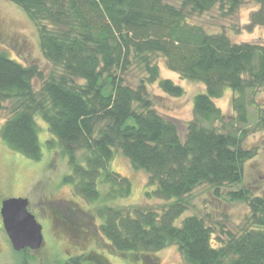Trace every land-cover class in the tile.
<instances>
[{
    "label": "trees",
    "instance_id": "1",
    "mask_svg": "<svg viewBox=\"0 0 264 264\" xmlns=\"http://www.w3.org/2000/svg\"><path fill=\"white\" fill-rule=\"evenodd\" d=\"M8 1L33 22L43 58L61 69L44 79L36 64L0 52V138L8 149L41 158L39 117L52 137L47 143L67 157L70 173L63 182L87 202L131 193L129 178L109 168L116 151L146 173L147 197L179 200L203 185L217 196L220 187L243 180L244 165L256 151L243 147L246 132L240 125L257 105L255 91L264 88V45L234 42L187 21L215 6L232 14L240 0H181L178 6L165 0ZM253 1L257 9L247 27L264 28V0ZM154 56L181 78L204 85L193 97V118L183 138L176 123L146 98V85L155 82L170 96L184 92L159 78ZM133 65L146 73L137 87L122 78ZM34 79L41 81L38 89ZM225 89L232 91L234 115L227 125L214 103ZM226 196L244 202L249 215L236 232L220 227L215 243V227L202 216L184 215L178 201L160 210L105 205L96 213L97 230L131 264L149 263L150 255L170 244L185 264H264V193L252 195L242 187ZM29 251H14L21 264L31 258ZM94 260L86 253L67 254L53 264H103Z\"/></svg>",
    "mask_w": 264,
    "mask_h": 264
},
{
    "label": "rangeland",
    "instance_id": "2",
    "mask_svg": "<svg viewBox=\"0 0 264 264\" xmlns=\"http://www.w3.org/2000/svg\"><path fill=\"white\" fill-rule=\"evenodd\" d=\"M165 1L178 6L181 0ZM240 1L241 4L232 14H225L215 6L207 12L189 15L187 21L199 25L210 34L225 33L234 42L264 45V28L247 27L249 16L257 6L253 0ZM0 52L19 62L36 64L44 79L61 72L59 67L43 58L33 22L18 6L8 0H0ZM154 60L158 65L159 78L171 80L182 87L184 92L180 97L170 96L155 82L146 85V98L159 114L176 123L179 135L183 138L186 124L193 118V97L204 91V85L181 78L167 68L161 57L154 56ZM145 76L142 66L133 65L122 78L126 85L137 87ZM40 84L41 81L33 80L35 89H38ZM231 98L232 91L225 89L222 96L214 100L225 116V125L234 116ZM254 99L257 105L248 108V122L240 127L246 132L243 147L254 149L256 155L245 163L243 180L238 184L220 187L217 196L213 189L203 185L179 200L147 197L146 173L134 170L121 152L116 151L109 168L129 178L131 193L123 198L107 200L101 197L99 201L87 202L75 195L71 184L63 182V177L70 173L67 157L58 146L50 147L47 143L52 137L49 136L47 125L39 117H36L41 146L39 160H31L13 152L0 138V202L8 198L27 199L29 212L42 226V245L38 250L27 252L31 258L26 264H53L67 254L79 253L91 255L93 260L98 258L103 264H131L125 261L121 254L115 253L98 233L97 224L100 220L96 213L105 205L123 209L160 210L178 201L185 206L184 215L202 216L210 226L215 227L213 243L216 242L220 227L236 232L249 215L248 207L244 202H230L226 193L242 187L247 188L252 195L264 193V124L260 122L261 117H264V88L255 91ZM1 117H7L6 110L1 113ZM215 126L221 129L222 123H215ZM77 153L81 155L82 150ZM101 191L104 196L105 189ZM182 218L183 216L179 220ZM19 259L12 250L0 219V264H21ZM149 260L146 264H185L173 244L150 255ZM142 263V260L137 261V264Z\"/></svg>",
    "mask_w": 264,
    "mask_h": 264
},
{
    "label": "water",
    "instance_id": "3",
    "mask_svg": "<svg viewBox=\"0 0 264 264\" xmlns=\"http://www.w3.org/2000/svg\"><path fill=\"white\" fill-rule=\"evenodd\" d=\"M3 230L14 251L38 250L43 242L42 226L28 210V200L8 198L0 203Z\"/></svg>",
    "mask_w": 264,
    "mask_h": 264
},
{
    "label": "flooded vegetation",
    "instance_id": "4",
    "mask_svg": "<svg viewBox=\"0 0 264 264\" xmlns=\"http://www.w3.org/2000/svg\"><path fill=\"white\" fill-rule=\"evenodd\" d=\"M1 203V202H0ZM0 219H1V217H0ZM1 225H2V222H1Z\"/></svg>",
    "mask_w": 264,
    "mask_h": 264
}]
</instances>
